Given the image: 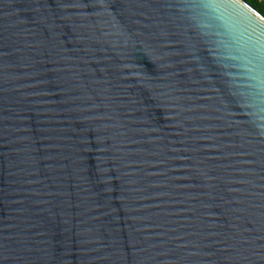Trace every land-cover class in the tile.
<instances>
[{
	"label": "water",
	"instance_id": "1",
	"mask_svg": "<svg viewBox=\"0 0 264 264\" xmlns=\"http://www.w3.org/2000/svg\"><path fill=\"white\" fill-rule=\"evenodd\" d=\"M197 4L0 0V264H264V134Z\"/></svg>",
	"mask_w": 264,
	"mask_h": 264
},
{
	"label": "clouds",
	"instance_id": "2",
	"mask_svg": "<svg viewBox=\"0 0 264 264\" xmlns=\"http://www.w3.org/2000/svg\"><path fill=\"white\" fill-rule=\"evenodd\" d=\"M198 0V26L217 41L219 59L245 89L250 125L264 134V2ZM252 6L248 12L241 5ZM251 17V19H249Z\"/></svg>",
	"mask_w": 264,
	"mask_h": 264
},
{
	"label": "trees",
	"instance_id": "3",
	"mask_svg": "<svg viewBox=\"0 0 264 264\" xmlns=\"http://www.w3.org/2000/svg\"><path fill=\"white\" fill-rule=\"evenodd\" d=\"M262 2H264V0H256L255 7L259 8Z\"/></svg>",
	"mask_w": 264,
	"mask_h": 264
}]
</instances>
